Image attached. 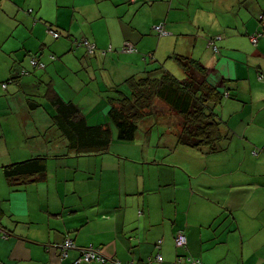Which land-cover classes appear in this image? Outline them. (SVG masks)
<instances>
[{"label":"crops","instance_id":"obj_1","mask_svg":"<svg viewBox=\"0 0 264 264\" xmlns=\"http://www.w3.org/2000/svg\"><path fill=\"white\" fill-rule=\"evenodd\" d=\"M241 1L0 0V264H76L89 246L122 264H157L150 260L157 254L162 264H176L178 256L200 261L189 264H264V153L252 154L264 146V36L251 42L264 31L258 20L264 0ZM238 6L248 9L244 17ZM161 23L168 35L153 30ZM47 26L71 39L87 37L99 48L96 56L74 50L69 38L54 40ZM125 41L138 53L120 51ZM110 45L114 50L103 54ZM176 54L200 61L225 93L215 110L225 136L216 153L178 145L181 118L166 105L149 117L164 119L163 133L140 127L128 143L110 123L114 88L145 75L150 62L185 77L170 59ZM30 55L47 69H32ZM68 104L78 107L85 128L94 127L86 128L94 140L111 135L109 151L85 152L64 122H73ZM11 113L13 127L22 128L15 142L8 139ZM28 137L39 139L28 146ZM36 157L46 159L44 175L8 180L4 168ZM180 232L184 249L175 244ZM67 238L77 248L60 259L54 248Z\"/></svg>","mask_w":264,"mask_h":264},{"label":"trees","instance_id":"obj_2","mask_svg":"<svg viewBox=\"0 0 264 264\" xmlns=\"http://www.w3.org/2000/svg\"><path fill=\"white\" fill-rule=\"evenodd\" d=\"M136 1L137 0H129L130 3H135ZM29 12H32V10ZM47 27V32L54 40H60L62 38L71 39L70 36H64L62 32H59L54 27ZM50 30L58 33L59 36L55 37L50 33ZM156 33L160 35L158 32ZM216 36L215 39L217 40L218 35ZM215 39H212V41ZM71 41L74 50L82 47L85 48L88 56H96V52L99 48L95 42H92L87 37L73 38ZM85 41L95 46L94 51L89 50ZM126 43H131L134 46L135 51L127 52V54L138 53V49L130 41H125L122 48ZM110 47L112 48L111 51H113V46L110 45L109 48ZM109 48L107 47V50ZM122 48L120 49L121 51ZM105 50H103V54L111 52L108 51L104 53ZM49 58L52 62L57 60L55 54H50ZM33 59L39 60L45 65V67L39 68L32 65L30 66L32 69H47V64L41 60L39 55H30L29 62L31 64ZM170 59H173L184 71V78H178L172 72L165 69L164 65H157V61H153V63L150 62L149 64L154 65V67L150 70H146L145 75L131 76L122 84L117 85L114 88L116 96L111 97L109 100L110 109L108 116L110 123L116 128L117 139L123 142L135 141L140 130V123L144 119L152 116L154 107L157 104H162L169 107L171 113L178 115L181 118L180 131L178 132V145L201 152L205 148H208V153H216L220 151L221 143L225 136L221 131V122L215 110L222 104V100L225 96L224 91L210 80L208 69L200 61L179 54L171 56ZM23 71L26 72H22L20 75L24 76L29 74L28 70ZM10 81H12V79ZM4 84L8 85L7 83H2V86ZM7 87L8 86H6V88ZM57 104H59V108L62 106L60 103ZM66 106L73 110L70 113V119H73V122H66L65 119L64 122L67 124L68 129L80 135V141L86 144L85 147H88H84L85 152L105 153L106 151H109L111 135L108 134L104 141H100L98 137L94 136L96 139L94 140L93 136H89L90 134L87 130H92L94 127L87 125V129L85 128L86 119L81 114L78 107L73 104H68ZM149 109L152 111L149 112ZM52 118L56 119L53 114ZM77 119L81 121H74ZM76 123H80V125H77ZM97 128L98 130L103 131L102 128ZM63 129L65 137L72 142L74 135H72L70 133L71 131L69 132L67 128L63 127ZM106 132H109V130H106ZM255 152H257V154H255ZM261 153H264V147L254 148L252 151L254 156H259ZM45 170L46 159L43 157L20 161L4 168V172L10 182L22 181V183H28L32 180L38 179V177L40 178L44 175ZM1 213L2 211L0 209V215Z\"/></svg>","mask_w":264,"mask_h":264},{"label":"built area","instance_id":"obj_3","mask_svg":"<svg viewBox=\"0 0 264 264\" xmlns=\"http://www.w3.org/2000/svg\"><path fill=\"white\" fill-rule=\"evenodd\" d=\"M261 22L260 24L264 27V13H261L260 16H259ZM154 30L156 32H158L161 36H164V35H168V32L165 30L164 28V24L161 23V24H156L153 26ZM50 33H52L55 37H58V33L56 32H53L52 30H50ZM264 36V31H259V32H256L254 35L251 36V42L254 44V45H257L258 42H259V39L260 37ZM221 37H218L217 40H220ZM214 43V41H213ZM85 44L88 45V48L89 50L91 51H94L95 49V46L93 44H89V42L85 41ZM215 47V50L218 51V48L216 47V45L214 46ZM111 47L108 49V50H105L104 53L108 52V51H111ZM122 51L127 53V52H132L134 51V46L131 44V43H126V45L122 48ZM32 65L33 66H37L39 68H44L45 65L43 63H41L39 60L37 59H33L32 61ZM23 72H26V71H23ZM260 80L264 81V75H260ZM6 84L3 85L4 88H6ZM255 154H257V152H255ZM178 236V237H177ZM175 238V241L177 242V245L179 247H186L187 246V236L185 233L183 232H180L178 233ZM77 246L74 242L73 239L71 238H67L60 246H56L54 249L58 250L59 253H60V256H67L68 257V254H69V251L72 250V249H75ZM82 254H81V257L77 260L76 263H81V262H93V261H96V262H100V263H106L110 260L109 257H107L100 248H95L93 246H89L87 248H83L82 249ZM179 259V261H178ZM181 259H183V261H187V262H194V263H200L199 260H195L193 259L192 257H178L176 260V264H180L181 263ZM150 260H153V257L150 258ZM154 260L158 263V264H162L163 263V256L160 255V254H157V256L154 258ZM153 260V261H154ZM112 262H114L115 264H122L121 261L119 260H113ZM126 264H137L136 262H128ZM185 264H187L185 262Z\"/></svg>","mask_w":264,"mask_h":264},{"label":"rangeland","instance_id":"obj_4","mask_svg":"<svg viewBox=\"0 0 264 264\" xmlns=\"http://www.w3.org/2000/svg\"><path fill=\"white\" fill-rule=\"evenodd\" d=\"M249 1L248 0H242L241 1V5L243 6L244 4H246V3H248ZM218 10V12L219 13H221L224 9L222 8V7H220L219 9H217ZM239 12V17L241 18V17H244V15H245V13L246 12H248V9L247 8H240L239 6L237 7V13ZM259 16H260V14H259ZM259 16H258V20L261 22V20H260V18H259ZM205 17H206V15H205V13L203 14V19H205ZM219 17L221 18V15H219ZM260 24V23H259ZM260 26H261V24H260ZM156 37L158 38V39H161V38H159L157 35H156ZM252 45H253V43H252ZM121 51V50H120ZM29 66H32V64L29 62ZM166 67H168V66H166ZM22 72H23V70L21 71V73L20 74H22ZM19 74V75H20ZM264 82V81H263ZM11 85V84H10ZM9 85V86H10ZM2 86V85H1ZM159 105H162V104H159ZM19 107L20 106H17L15 109H12V110H14V111H17L18 109H19ZM37 112L35 113V115H34V118L36 119V117H37ZM10 119H11V121L9 122V124H8V133H9V136H8V139L9 140H14V142L17 140V135L18 134H21L22 133V128H19V129H15L14 127H13V125H14V121L15 120H17V116L15 115V114H12L11 113V116H10ZM29 120H31V119H29ZM153 125V127L152 128H150L151 126ZM140 127H141V129H142V131L143 132H145V130H148L149 129V132H148V134L149 135H151L153 132H160V133H163V129H169V126H168V124L166 123V122H164V119L162 118L161 119V121H158V120H156V122H150V119H149V117L148 118H146V119H144L143 120V122H141V124H140ZM24 128H26V127H24ZM27 130H28V128H26ZM151 131V132H150ZM172 132H173V130H171ZM146 133V132H145ZM36 139H39L38 137H28L27 139H26V141L28 142L27 143V145L29 146L30 144L31 145H33V144H35V140ZM147 140H151L150 138H147ZM3 142H1L0 143V145L2 144ZM128 143H130V142H128ZM123 144H125V143H123ZM131 144H133V143H131ZM139 145H137V144H135V145H133L132 146V150L133 149H135V148H137ZM264 147V146H263ZM263 147H255V148H263ZM1 148V147H0ZM116 150L115 149H113L112 150V153H114V154H116V155H119L117 152H115ZM262 154V153H261ZM260 154V155H261ZM177 236V235H176ZM178 237V236H177ZM160 244H161V241L159 242ZM175 244H176V247L178 248V249H184V248H186V247H184V246H182V247H179L178 245H177V242L175 241ZM61 244H59V245H57V246H60ZM83 249V248H82ZM81 249V250H82ZM56 250V249H55ZM57 252H58V254H59V257H60V259H64V258H66L67 256H60V253H59V251L58 250H56ZM161 255V254H160ZM179 257V256H178ZM177 257V258H178ZM182 257H184V258H186L185 256H182ZM188 257V256H187ZM176 258V259H177ZM153 260H154V258H153ZM109 261H112L111 259L109 260ZM108 261V262H109ZM155 261V260H154ZM178 261H179V259H178ZM156 262V261H155ZM175 262H177V260L175 261ZM185 262L187 263V264H189V262H187L186 260L185 261H183V259H181V263L180 264H185ZM107 263V262H106Z\"/></svg>","mask_w":264,"mask_h":264},{"label":"bare ground","instance_id":"obj_5","mask_svg":"<svg viewBox=\"0 0 264 264\" xmlns=\"http://www.w3.org/2000/svg\"><path fill=\"white\" fill-rule=\"evenodd\" d=\"M128 42H129V41H128ZM134 52H135V51H134ZM151 53H153V52H151ZM153 54L155 55V53H153ZM151 55H152V54H151ZM155 56H156V55H155ZM156 58H157V57H156ZM145 60H146V59H145ZM152 60H153V59H152ZM154 61H155V60H154ZM143 72H144V71H143ZM151 73H152V72H151ZM146 75H147V74H146ZM143 79H144V78H143ZM158 85H159V84H158ZM118 87H119V86H118ZM155 99H156V98H155ZM157 99H158V98H157ZM159 99H160V98H159ZM160 100H161V99H160ZM153 102H154V101H153ZM154 104H155V103H154ZM154 104H153V105H154ZM151 105H152V104H151ZM157 105H158V104H157ZM158 106H159V105H158ZM151 111H152V110H151ZM151 111H150V109H149V112H151ZM150 115H151V114H150ZM146 116H147V115H146ZM150 118H151V117H150ZM154 118H155V117H154ZM154 120H156V118H155ZM142 122H143V121H142ZM140 124H141V123H140ZM152 126H153V125H152ZM150 128H151V127H150ZM150 132H151V131H150ZM152 134H153V133H152ZM139 135H140V134H139ZM139 135H138V136H139ZM154 153H155V152H154ZM154 153H153V155H154ZM149 154H150V153H149ZM153 155H151V157H152ZM153 157H154V156H153ZM153 157H152V158H153ZM152 158H151V159H152ZM152 161H153V160H152ZM152 161H151V162H152ZM160 162H161V161H160ZM155 163H156V162H155ZM137 264H138V263H137ZM157 264H158V263H157Z\"/></svg>","mask_w":264,"mask_h":264}]
</instances>
